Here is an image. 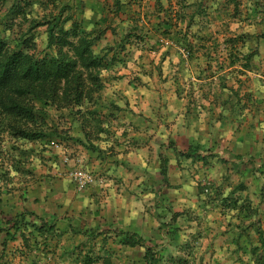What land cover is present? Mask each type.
<instances>
[{
  "label": "clouds",
  "instance_id": "9594fccd",
  "mask_svg": "<svg viewBox=\"0 0 264 264\" xmlns=\"http://www.w3.org/2000/svg\"><path fill=\"white\" fill-rule=\"evenodd\" d=\"M171 59L165 58L158 70L156 66L151 69L146 67L147 75L138 70L141 78L139 85L125 87L123 91H117L119 85L113 89L117 106L125 109L126 115L118 122L124 127L114 128L107 122L103 123L101 127L106 131L100 133L99 140L89 141L79 131L78 125L68 133L71 140H53L51 143L33 142L28 135L14 138L11 134L13 128L24 134H50L54 127L51 120L43 126L13 121L0 125L5 128L0 134V139H3L0 149L5 153V157L0 158L3 165L0 167V209L13 218L22 216L24 221H31L37 226L56 224L54 235L47 238V247L46 238L35 234V229L29 226L25 235L33 233L34 238L29 236L32 251L27 259L21 258L18 252L13 257L16 249L9 248L0 264H88L90 260L95 264H106L108 261L116 264L118 258L111 254V249L115 247L111 242L105 246L102 239H89L91 233L78 234L77 225L69 224L68 219H81V213L87 217L88 213L97 210L103 215L105 207L110 205L118 212L116 226L124 231L135 232L142 225L159 228L169 223L171 216L163 206L159 210L155 207L164 194L158 185L163 183L167 170L169 177L178 185L177 194H183L181 202L186 208L209 220V217L219 213V208L201 211L197 205L214 198L221 184L224 185L223 198L236 190L247 172L252 170L249 164L252 156L257 157V168L264 163V135L259 140L256 136V133H264V68L260 73L244 70L242 77L239 75L241 69L238 68L234 76H229L232 69L228 68L214 77L211 73H205L207 79L197 80L204 67L203 59L191 65L185 61L182 67L179 66V58L174 64L170 63ZM140 63L146 64V61ZM196 64H200L201 68H196ZM222 76L229 81L225 89L220 88L219 78ZM236 79L252 81L251 87H246L241 93L242 97L248 92L252 93V107L246 109L243 115H239L238 106L233 107L236 105L234 92L240 90ZM193 86L195 92L192 91ZM218 95L222 100L231 98L227 109L218 106ZM128 100L133 103L128 104ZM137 101L139 107L135 106ZM221 113L225 118L223 121L220 120ZM245 118L244 127L254 126L255 131L237 138V122ZM129 124L132 127H128ZM135 128H139V131H134ZM124 132L128 133L127 137H124ZM217 136L234 141L233 151L237 155L247 147L242 160L225 157L229 159L227 168L215 159H210L207 167L203 163L193 164L197 153L204 156L207 150L213 148ZM133 138L140 141L138 147L129 144ZM75 140L81 143L77 144ZM173 143L176 150L172 147ZM232 164L237 168H233ZM127 168H131V171L125 175ZM101 172L103 175H99ZM255 175L264 183L260 172L257 171ZM224 177L228 178L227 183L222 179ZM121 179L123 182L119 183ZM153 179L157 181L156 186L151 183ZM37 187L43 190L39 204L34 203ZM201 188L204 189L203 193L199 191ZM48 192L52 194L45 200ZM30 212H35L41 219L28 215ZM223 219L227 221L228 218ZM95 226L90 222L79 227L83 232ZM7 227L0 221V228L7 230ZM21 231L25 229L21 228ZM13 234L19 235L15 231ZM139 235H144L143 230ZM36 240L40 241L38 246L35 245ZM176 241L183 242L184 237L178 234ZM166 243V250L160 255L167 256L174 252L175 243ZM149 247L151 245L147 243L137 247L141 257ZM3 252L0 247V254ZM223 254L217 252V256ZM199 255L197 252V258ZM119 264L129 262L121 257Z\"/></svg>",
  "mask_w": 264,
  "mask_h": 264
},
{
  "label": "trees",
  "instance_id": "16d2710c",
  "mask_svg": "<svg viewBox=\"0 0 264 264\" xmlns=\"http://www.w3.org/2000/svg\"><path fill=\"white\" fill-rule=\"evenodd\" d=\"M79 1L64 0L61 4L58 0H0V125L5 121H13L17 124L30 122L34 126H43L49 120L53 121L54 125L50 134L43 132L24 134L13 128L11 134L14 138L28 135L33 142L39 140L44 143H51L56 138L62 141L70 140L72 138L68 133L77 123L79 131L83 132L89 141L99 140L100 133L106 131L101 125L107 122L112 126L113 117L101 113V106L106 104L104 92L107 85L102 73L113 75L128 68L129 63L136 62L135 52L165 49L163 38L173 43L170 48L176 47L177 50L179 48L178 51L183 49L189 59H194L196 46L190 38L191 30L194 20L199 18L202 15L201 11L205 9L206 0H200L197 4L189 0H157L153 11L147 14L148 18L145 19L148 24L143 25L140 22L144 20L138 17L129 18L132 16L129 11L131 5L125 3L127 0H114L110 11L112 18L109 19L107 15L106 18L99 20L94 17L87 18L86 5ZM233 1L235 0H227V4ZM256 2L259 8L253 6L255 10L251 8L250 14L264 11V3L261 0ZM235 6L237 9V3ZM35 14L37 15L34 16ZM119 27L124 28V31H120ZM41 28H45L47 34L44 52H38L36 43L35 32ZM195 35L193 33L192 37ZM198 39L200 42L210 40L201 34L198 35ZM244 39V36L227 39L226 44L234 45L237 41L244 42ZM104 42L106 43L103 45ZM236 59L232 60L231 66L237 64L238 57ZM251 59L247 57L244 65L248 70L251 68ZM184 64V61L180 62L181 67ZM219 70H222V67ZM219 79L220 88H227L224 78ZM109 106V109L121 111L112 103ZM65 115L68 119H65V124L60 128L59 117L62 116L63 119ZM62 129L64 131H61ZM4 131L5 128L0 127V134ZM2 142L3 139H0V143ZM74 142L81 143L79 140ZM194 158L203 160L204 163L207 159L205 155L200 156L199 153ZM167 176L168 172L165 170L164 181ZM243 186L236 190H241ZM199 191L203 193L204 189L201 188ZM235 192L223 198V192L217 189L215 207L225 213L238 211L240 223L233 225L237 234L232 243L236 246V253L243 251L244 256L250 260L244 261L241 255L238 258L240 264H264V229L260 221L255 220L256 209L247 198L239 202V199L233 197ZM182 216V213L173 214L171 223L163 226L165 235L173 236L170 241L175 243V247L181 244L176 241L178 230L175 229L174 223ZM26 224L27 221L21 216L13 222V228L19 233L21 225ZM36 228L41 233H52L56 227L55 224L49 226L45 223L42 227ZM249 230H254L258 238L257 243L251 239ZM114 232L123 246L136 248L146 243L151 245L144 255L143 264L195 262L191 252L195 246L190 243H185L184 247L180 248L181 251L188 250L189 256H178L174 252L163 256L160 253L166 250L168 238L162 243L151 244L135 232L118 230ZM89 233L90 237H93L96 230L83 232L84 235ZM243 237L245 241L240 242ZM88 264H95V261L90 260Z\"/></svg>",
  "mask_w": 264,
  "mask_h": 264
},
{
  "label": "rangeland",
  "instance_id": "374dc122",
  "mask_svg": "<svg viewBox=\"0 0 264 264\" xmlns=\"http://www.w3.org/2000/svg\"><path fill=\"white\" fill-rule=\"evenodd\" d=\"M189 1L197 4L200 0ZM256 1L257 0H235L227 4V0H206V7L201 11L200 14L202 15L194 20V26L191 30L192 32L190 38L194 42V46H196V53L193 57V60L189 59V56L186 52H184L183 49H180V51H178L179 48L178 50L176 49V47L173 49L170 48L173 43L167 40V38L161 37L163 38L162 42L164 41V45L167 43V48L163 51L160 50L153 52H135L134 59L136 62L133 64L134 66L124 74L126 80H124L123 78H117L118 76L116 75L118 74L109 76L107 73L106 75H104L103 79L107 84L106 90L104 92V99L106 101V104L105 106H101V113L106 116H113H111L112 127H124V125L119 124L118 122L121 121L126 115L125 109L123 108H119L123 110V113H121L120 115V111L116 112L114 108H108L110 107L109 104L111 103L115 107H118L116 101L113 99V96L116 95V92H114L113 89H116L117 85H119V89H117V91H123L125 87L139 85L141 83V78L140 75L137 74L138 70L139 72H143L145 75H147L148 72L145 71L146 67L151 69L153 66H156L158 70V66L163 63L165 58L171 57L172 59L170 60V63L172 64H174L176 62V59L179 58L180 62L187 61L189 65L193 64L194 61L203 59L204 67L201 70V75L196 77L197 80L207 79L208 77L205 76V73H211V76H215L216 73L223 72L228 68L232 69V72L228 73L229 76H234L238 68L241 69L239 71V75L241 77L244 75V70H247L248 72L254 71L256 73H260L261 69L264 68V11H262L261 13L258 12L250 14L251 8L254 9L253 6L259 8L256 4ZM261 1L264 3V0ZM60 2L61 4H63L64 0H58V3ZM236 3L237 9L235 8ZM36 15L37 14H35L34 16ZM193 33L196 34L195 37H192ZM35 34L36 43L38 45V52H44L47 44V34L45 28L38 29ZM199 34L207 37V39L210 40H208L207 42H200L198 39ZM239 36L245 37L244 42L237 41L234 45L226 44L227 39L236 38ZM105 43L106 42H104L103 45ZM99 50L100 48L97 49L98 53L100 52ZM236 57H238L239 61L235 66H231L230 63H232V60H235ZM247 57L252 58L250 61L251 68L249 70L244 67ZM143 61H146V64L140 63ZM195 67L200 69L201 65L196 64ZM220 67H222V70H219ZM222 78H224L223 81L228 87L229 81L227 77L222 76ZM235 83L239 85L240 90L236 91L237 93H239L238 95H235L236 92H234V95L236 97V105H234L233 107L238 106L239 115H243V112L246 109L252 107V93L248 92L243 97L241 96V93L244 92L246 87H251L252 81L244 82L240 79H236ZM192 91L195 92L194 86L192 87ZM230 99L231 98H229V100H222L221 96L218 95L216 97V102L218 106L227 109L230 104ZM127 103L132 104L133 102L131 100H128ZM135 106L139 107L138 101L136 102ZM65 119H68L66 115L63 119L62 116L59 117L58 122L60 128L65 124ZM224 119L225 118L221 113L220 120L223 121ZM246 120L247 118H245L244 121L237 122V126L235 129L237 138L241 135L247 136L250 131H255L254 126L249 128L244 127ZM75 126H77V123H75V125H73L72 127L74 128ZM128 127H132V125L129 124ZM134 131L138 132L139 128H135ZM124 133L125 136L128 135L127 132ZM262 135H264V133H256L257 139L259 140ZM55 140L62 141L59 138H56ZM131 141H134V143H132L131 145L132 147H138L140 144V141L135 138H133ZM75 143L79 144V142ZM2 144L3 142L0 143V145ZM172 147L174 150H176L175 143H173ZM233 148L234 141L228 140L227 137H225L224 139H220V137L217 136L213 141V148L207 150V154L205 155L207 159L205 163L203 160L194 158L193 164L203 163L207 167L210 163V159H215L218 163L227 168V166L229 165V159L242 160L243 155L248 151L246 147L245 149L240 151L239 155H237L234 153ZM179 154L180 153H178V155ZM4 157L5 153L2 149H0V158ZM225 157H229V159H225ZM256 162L257 157L252 156L249 160V164L252 166V170L247 172V174L243 178V181L237 185V188L241 187V185H244V188H242L241 190H236V192L234 190L233 192H235V196L233 197L239 199V202H243L246 198L251 202L252 207L256 209L255 220H259L262 228L264 229V183H261L260 179L255 175V173L258 171L260 172V176L264 177V163H262L260 167L257 168ZM231 166L233 168H237L235 164H232ZM0 167H3V165L0 164ZM126 171L130 172L131 168H127ZM237 171L239 170L237 169ZM127 172H125V175H127ZM99 175H103V173H100ZM222 179H224L225 183H227V177H224ZM118 182L122 183L123 179ZM151 183L154 186L157 185V181L155 179H153ZM158 186L161 189V193L164 194L156 203L155 207L159 210L163 206L166 209V213L171 214L170 222L167 224L171 223L173 214L182 213L183 215L182 217H179L174 223L175 229L178 230L176 236L180 234L184 237V241L180 242L181 245L175 247V255L189 256L188 250L181 251L180 248L184 247L185 243H190L192 246H195V249L191 251L193 253V257H195V262H192L191 264H197V260L198 264H240L238 258L241 255L244 258V261L250 262L249 257L244 256L243 251L236 253V246L232 243V239L235 238V235L237 234L236 230L233 228V225H237L240 223V217L237 216L238 211L225 213L222 212L221 209H219V213L213 217H209V221L206 217L201 218V216L195 214L192 209L186 208L185 204L181 202L184 199L183 194H177L178 185L173 182L169 175L167 176L166 181H164L163 179V183ZM212 187H215V185H213ZM223 187L224 185L221 184L219 191L223 192ZM147 190L148 189L146 188L145 191ZM167 193L172 194L169 195ZM215 197L198 204L197 208H199L201 211L209 208L211 210H215ZM197 199H199V197H197ZM165 202L167 203L165 204ZM108 207L114 210L112 215L114 216L116 226L118 219L117 209L109 205L105 207V210ZM180 209H184V211H180ZM97 214V211L95 213H89L87 217L83 219V221H88V223H95V227H97L98 225H100V223H102L101 219L99 218V214ZM225 217L228 218L227 221L223 219ZM27 223L28 224L26 225H21V228H24L25 231L20 230L17 237V241L18 243H20L21 249H24V251L19 249L17 250L18 244H16V246L14 247L19 253V256L23 259H27V255L32 251V245L28 240L29 236H33L34 238V234L29 233L28 235H25V232L27 231V228L29 226L35 229V234L46 238L45 247H47V238L54 235V232L41 233L37 230V225L31 224V221H27ZM213 225H215V227H213ZM163 226L165 225H161L159 228H150L148 225H142L138 226L137 228L141 227L144 232V235L142 237H146L147 241L149 240L151 241V244H155L162 243L165 238H168V240L170 241L173 237L170 234L165 235V231L163 230L165 228ZM137 228L136 230L138 231ZM115 229L121 231L117 226L115 227ZM13 230L15 231L14 228ZM113 231L114 229L96 230V235L93 237L89 236V239L93 241L102 239V242L105 246H107L109 242H111V244L115 246L111 249V254L117 256L118 258L116 264H119V259L121 257H125L129 264H143L144 256L141 257V254L137 251V247L130 248L127 246H123L122 243H120L117 239L115 233H112ZM78 234L83 233L79 232ZM249 235L251 236V239H253L254 242L257 243L258 238L254 233V230H249ZM24 237H26V239ZM12 241L14 240L12 239ZM243 241H245L244 237L240 240V242ZM39 243V240L35 241L36 246H38ZM225 249H227L228 251L225 252ZM218 251L224 254L221 256H217ZM197 252L200 253L198 258ZM0 261H4V259L0 258ZM106 264H112V262L108 261L106 262Z\"/></svg>",
  "mask_w": 264,
  "mask_h": 264
},
{
  "label": "crops",
  "instance_id": "0c3cea01",
  "mask_svg": "<svg viewBox=\"0 0 264 264\" xmlns=\"http://www.w3.org/2000/svg\"><path fill=\"white\" fill-rule=\"evenodd\" d=\"M80 1L84 5H86V7H85V16L87 18H89V19H93V17H94V19H98V20L101 19V18L104 19V18L107 17V15H108V18L111 19L112 16H113L112 14H110L111 13L110 11H111V8L113 7L114 0H80ZM176 1H173V2L175 3ZM156 2H157V0H127V2L125 1V3H128V4L131 5V7L129 8V11L131 13L130 15H132V16L129 17V18L131 19L132 17H138V19L144 20V22H140L141 25L148 24L147 20H145V19L148 18L147 14H151V12L153 11ZM109 7H110V9H109ZM137 13H138V15H137ZM126 17H128V16H126ZM123 29L124 28H120L119 27V30L122 31V32L124 31ZM109 35H111L110 32H109ZM134 63L135 62H131V63H129L128 68L122 69L118 73V75H116V76H118L117 78H119V79L123 78L124 80H126V77H124V74L126 73V71H129V69H131L134 66L133 65ZM120 110L121 111L119 112V115L121 113H123V110L122 109H120ZM126 136H128V135H126ZM132 143H134V141H129L130 145H132ZM117 144L119 145V141H117ZM101 173H103V172H101ZM6 175L7 174H5V176ZM42 192H43V190L41 188L37 187V189H36L37 196H36V199L34 200V203H36V204L40 203V197H41ZM51 194H52V192H48L47 195L44 197L45 200H47L48 196H50ZM97 212L99 214V218L101 219L102 223H100V225H98L95 228H88V229H90L89 231H91V230L92 231H94V230H105V229H107V230L108 229H112V230L114 229V231H115L116 230L115 229V227H116L115 224L116 223L114 221V216L112 215L114 210H112V209H110L108 207L106 210L104 209L103 215H101L99 210H97ZM31 213H33V215H31ZM28 215L34 217L37 220L41 219V217L37 216L35 212H30V214H28ZM80 217H81V219H76L75 217H71L67 221L69 224L75 223L77 225L76 231L78 233L81 232V229L79 227L81 224H85V225L88 224V221L87 222L83 221V219L85 218L83 213L80 214ZM16 219L17 218L11 217L7 213H5L2 209H0V221H2L5 225L9 226V227H7V230L5 228H0V247H2L3 250H4V252L2 254H0V258L5 259V256H6L7 252H8V250H9V248H14L16 246V244H18L17 250L18 249L21 250L20 243H18V241H17L18 235L14 236L15 234H13V231H14L13 230V222ZM53 224H55V223H53ZM137 229H138V231L142 230L141 227H139ZM120 230L123 231L122 229H120ZM114 231L112 233H115ZM138 231L135 230V233L136 232L140 233V231L139 232ZM8 236H9V239H10L9 241H8ZM10 237L11 238L15 237L16 240L13 239L14 241H12V239ZM148 242L150 243L151 241L148 240ZM4 243H6L5 244L6 245L5 248L3 247ZM17 250H16V252L12 253L13 257L16 256Z\"/></svg>",
  "mask_w": 264,
  "mask_h": 264
}]
</instances>
